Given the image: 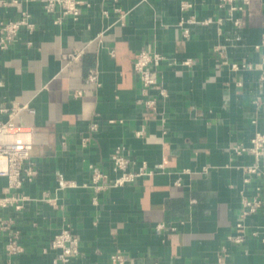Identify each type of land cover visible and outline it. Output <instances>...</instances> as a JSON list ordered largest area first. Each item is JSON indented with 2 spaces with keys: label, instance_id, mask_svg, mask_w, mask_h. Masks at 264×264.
Listing matches in <instances>:
<instances>
[{
  "label": "crops",
  "instance_id": "crops-1",
  "mask_svg": "<svg viewBox=\"0 0 264 264\" xmlns=\"http://www.w3.org/2000/svg\"><path fill=\"white\" fill-rule=\"evenodd\" d=\"M81 1L73 17L41 0H0V25L23 13L34 25L0 49V117L34 110L16 121L35 132L37 171L12 192L0 177V197L23 199L0 208V264H56L51 240L64 228L80 240L74 264L117 253L126 264H264V208L243 217L242 205L264 199V181L245 182L254 158L234 151L264 132V0ZM142 50L171 60L158 70L168 97L143 91L134 71ZM117 147L133 170L146 162L155 174L97 190L90 167L106 184L119 177ZM13 241L21 251L11 254Z\"/></svg>",
  "mask_w": 264,
  "mask_h": 264
},
{
  "label": "built area",
  "instance_id": "built-area-1",
  "mask_svg": "<svg viewBox=\"0 0 264 264\" xmlns=\"http://www.w3.org/2000/svg\"><path fill=\"white\" fill-rule=\"evenodd\" d=\"M48 13L61 12L64 16L70 15L78 17L81 13L83 2L81 0H41ZM238 0H220V4H232ZM183 9L191 7L190 3L184 2ZM237 7L233 6L232 10ZM33 24L29 21V15L23 13V16L16 21L8 23H1L0 25V49L5 50L17 38L19 32L23 28L29 30L33 29ZM189 35L188 31H185ZM81 57V52H74L68 55L69 59L78 60ZM171 61L167 56L156 52H149L142 50L134 64V71L139 77L143 91L155 89L162 97H168V90L164 84L159 80L158 70L166 62ZM175 63V61H172ZM183 65H191V60H186ZM250 67V66H249ZM233 68L238 69V65L234 64ZM89 82H97L98 75L96 71H91L88 75ZM146 106L151 109H156V102L148 100L145 102ZM2 114H6L8 119L2 120L0 117V177H5L9 181V191L20 190L26 182H32L37 177V171L31 165V150L34 146L35 132L32 128L20 125L16 121V117L21 113H34L28 105H19L12 109H3ZM92 131L97 130V125L93 124ZM142 134V131L138 133ZM234 151L239 155L248 154L254 158V163L245 167V171L249 175L245 182H250L253 176L264 181V132L256 133L250 140L249 145L239 144L234 147ZM113 170L119 177L110 180L106 184L108 176L103 173L98 167L91 166L90 172L92 175V183L97 190L105 187H122L129 183H133L137 178L152 176L155 174L154 170L149 169L146 162L138 167V170H133L137 162L128 157L121 147H117L112 155ZM162 167V166H160ZM104 183V184H102ZM70 186L71 184H67ZM258 191L261 188L258 187ZM23 199L16 196L0 197V208H7L16 206L17 209L21 207ZM243 217L250 214L258 213L264 208V199L256 196L252 198H244ZM164 225H159L162 228ZM241 228L242 224H238ZM6 224H0V230H5ZM236 243L243 241L242 236L230 238ZM51 249L56 252V264H74L75 259L80 254V240L78 236L69 228H64L57 232L51 240ZM9 253H18L21 247L14 241L8 245ZM127 259L122 254H113L110 257L108 264H126Z\"/></svg>",
  "mask_w": 264,
  "mask_h": 264
}]
</instances>
